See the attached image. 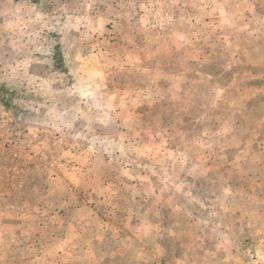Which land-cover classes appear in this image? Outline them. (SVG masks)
Segmentation results:
<instances>
[{
	"label": "rangeland",
	"instance_id": "rangeland-1",
	"mask_svg": "<svg viewBox=\"0 0 264 264\" xmlns=\"http://www.w3.org/2000/svg\"><path fill=\"white\" fill-rule=\"evenodd\" d=\"M0 264H264V0H0Z\"/></svg>",
	"mask_w": 264,
	"mask_h": 264
}]
</instances>
